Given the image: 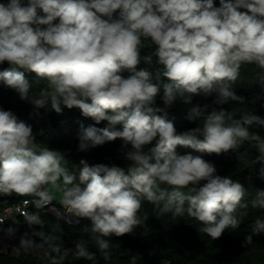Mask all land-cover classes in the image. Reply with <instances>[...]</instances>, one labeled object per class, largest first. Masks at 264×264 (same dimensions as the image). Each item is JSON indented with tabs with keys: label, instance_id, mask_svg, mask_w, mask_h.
Returning <instances> with one entry per match:
<instances>
[{
	"label": "clouds",
	"instance_id": "obj_1",
	"mask_svg": "<svg viewBox=\"0 0 264 264\" xmlns=\"http://www.w3.org/2000/svg\"><path fill=\"white\" fill-rule=\"evenodd\" d=\"M146 41L155 45L156 63L163 66L157 81L159 76L167 80L163 107L153 106L160 83L137 68ZM5 63L0 83L29 101L35 115L49 106L60 113L63 105L78 108L95 124L107 122L102 128L80 125L79 151L119 138L122 147L130 146L124 158L132 163L126 170L81 158L78 172L69 171L62 151L37 148L33 126L0 109V194L33 197L39 209L54 199L53 189L59 191L62 204L91 221L105 259L109 241L104 237H119L140 225L142 200L159 213L187 214L213 240L240 225L241 210L248 207L245 186L177 147L220 154L252 141L262 164L257 175L264 180V138L246 126L264 128V118L249 115L243 123L225 124L230 117L223 108L214 109L202 126L178 132L167 116L177 100L191 104L195 95L215 94L216 105L243 99L230 84L242 64L264 69V0H219L218 5L215 0H0V65ZM26 72L46 81L50 92L33 96ZM191 111L198 113V106ZM252 207L264 209V191ZM24 216L29 224L41 223L37 213ZM251 233H264V218L252 221ZM74 255L94 260L82 240L75 243ZM63 259L53 257L52 264Z\"/></svg>",
	"mask_w": 264,
	"mask_h": 264
},
{
	"label": "trees",
	"instance_id": "obj_2",
	"mask_svg": "<svg viewBox=\"0 0 264 264\" xmlns=\"http://www.w3.org/2000/svg\"><path fill=\"white\" fill-rule=\"evenodd\" d=\"M219 0H215L218 5ZM155 45L145 42L140 49L141 63L137 68H145L152 74L153 82H159L160 92L154 99L153 106L163 107L161 100L163 84L166 78L159 76L158 69L162 65L156 63L154 55ZM151 57V62L143 58ZM7 67V63L0 65V69ZM26 77L32 82L31 94L50 92V87L44 80L36 81V74L26 72ZM127 76L128 73L124 72ZM264 69L255 64H242L237 80L230 84L241 101L229 100L223 105L213 103L215 94L210 96L195 95L191 104H184L177 100L168 108L167 119L177 131L202 126L205 117L214 109H224L225 124L243 123V117L256 115L264 118ZM198 106V113L191 111L192 106ZM33 105L27 100H21L19 94L0 83V109L13 111L18 119L30 123L36 138L37 148L50 147L62 151L65 155L64 163L69 171L78 172L79 161L85 159L89 164H116L127 170L132 163L124 158V152L130 146L122 147V141H113L92 148L88 151L78 150V130L81 124L105 127L106 121L95 124L91 117H85L78 108H67L61 105L62 111L56 113L48 107L39 110V116L33 112ZM192 117V119H189ZM250 133H258L264 138V128L256 124L246 125ZM121 127L120 125L116 126ZM180 154L192 152L205 160L212 162L219 175H227L245 186L244 200L247 209L241 210L245 215L241 217L240 225L226 228L219 238L212 239L202 232L200 222L187 214L173 217L172 213H159L158 209L146 200L141 201V208L137 215L141 224L134 227L131 233L122 236L104 237L109 241L108 258L105 259L95 243V235L90 231L91 221L78 217L77 222H70L47 211L48 207L37 209L32 206L29 213H37L41 223L29 224L24 215H18L12 223H0V234H10L17 245H21L22 252L14 254L0 251V264H52L53 257L64 256L59 264H264V233L252 234V221L257 217L264 218V209L252 207L259 191H264V180L257 175L261 168V161L254 142L241 141L236 149L227 152L207 153L195 152L193 149L177 147ZM203 183V181L201 182ZM161 189L170 190L169 186L161 184ZM183 191L187 192L185 188ZM24 197L16 193L0 194V210L13 201ZM33 199V197H31ZM54 205L62 207L55 198ZM251 235V241L247 236ZM27 243L21 244V240ZM84 241L88 251L94 253V260L79 258L74 255L75 243ZM55 247L59 251H54ZM67 253H65V251Z\"/></svg>",
	"mask_w": 264,
	"mask_h": 264
},
{
	"label": "rangeland",
	"instance_id": "obj_3",
	"mask_svg": "<svg viewBox=\"0 0 264 264\" xmlns=\"http://www.w3.org/2000/svg\"><path fill=\"white\" fill-rule=\"evenodd\" d=\"M32 95L33 96L39 95V93H33ZM52 191L54 192L55 198L59 201V203H61L60 202V193H59V191H57L55 189H53ZM61 205H62V207H59L58 205L56 206V205L53 204L52 208H47L46 210L51 212L55 216L60 217V218L68 217V218H71L72 220H73V218L75 220L78 219V217L75 216L71 212L72 210L68 206H66V205H64L62 203H61ZM53 209H55L56 211H53ZM64 210H66V213H64ZM1 245L4 246L3 248H0L1 252H7L8 253V252L12 251L14 254H17L19 252L21 253L22 249H23L21 247V245H17L16 244L14 238L12 237V235L10 236V234H5V235L4 234H0V246Z\"/></svg>",
	"mask_w": 264,
	"mask_h": 264
},
{
	"label": "built area",
	"instance_id": "obj_4",
	"mask_svg": "<svg viewBox=\"0 0 264 264\" xmlns=\"http://www.w3.org/2000/svg\"><path fill=\"white\" fill-rule=\"evenodd\" d=\"M32 200L33 199L30 197H24L19 201H13L6 204L3 209L0 210V223H12L15 221L18 215H24L25 212H28L29 209L34 206ZM51 204L52 201L43 207L49 206Z\"/></svg>",
	"mask_w": 264,
	"mask_h": 264
},
{
	"label": "water",
	"instance_id": "obj_5",
	"mask_svg": "<svg viewBox=\"0 0 264 264\" xmlns=\"http://www.w3.org/2000/svg\"><path fill=\"white\" fill-rule=\"evenodd\" d=\"M53 211H56V210L53 209ZM64 213H66V210H64ZM63 218L66 219V220H68V221H70V222H77V220H75L74 218H73V220L71 218H68V217H63Z\"/></svg>",
	"mask_w": 264,
	"mask_h": 264
},
{
	"label": "crops",
	"instance_id": "obj_6",
	"mask_svg": "<svg viewBox=\"0 0 264 264\" xmlns=\"http://www.w3.org/2000/svg\"><path fill=\"white\" fill-rule=\"evenodd\" d=\"M9 238H10V237H9ZM3 247H4V246H2V245L0 246V248H3Z\"/></svg>",
	"mask_w": 264,
	"mask_h": 264
}]
</instances>
